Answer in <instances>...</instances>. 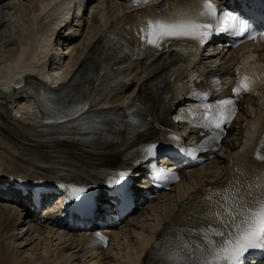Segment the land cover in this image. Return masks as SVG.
<instances>
[{
    "label": "bare ground",
    "instance_id": "obj_1",
    "mask_svg": "<svg viewBox=\"0 0 264 264\" xmlns=\"http://www.w3.org/2000/svg\"><path fill=\"white\" fill-rule=\"evenodd\" d=\"M115 1L118 4L112 11H107L106 5H101V9L97 12V25H94L95 29L82 46L77 45L76 37L71 39L70 43L66 40L65 43L69 45L67 49H71L70 57L72 60L67 61V56H61L63 54L61 49L64 48H61L60 52H55V59L60 62L63 59V63L65 64L66 62V68L71 66L70 64H72V67L80 64L75 78L87 77V81L92 73L90 70L91 64L93 61L101 60V51L97 48L98 41L104 35L106 27L111 23V20L120 16L125 10L124 3L122 5L121 0ZM34 2L36 4L35 7L27 11L26 19L22 26L19 27L17 25L19 32L26 25L24 30L20 33L17 31L18 33L14 34V29L9 27L12 21L9 14L10 9H15L18 12L25 4L29 6ZM72 3L73 0H39V2L37 0H0V15L3 14L0 18V30L6 27L3 34L0 31V37L2 34L3 38L9 39L8 41L0 38V43L4 44L7 41L16 45V52L13 50L12 56L5 58L4 62L0 61V87L8 89L10 86L14 87L13 85L20 86L22 79L29 82L30 79L35 77L31 74H25L26 72H36L39 76L45 78L48 83L58 82V78H52L51 74L45 71L46 61L50 52L57 48H54L55 36L53 32L49 31L48 27L53 20H47L44 14L65 8L64 14L66 13L68 16L64 18L65 20L67 18L70 19L71 16H74L73 12L68 10L72 9ZM108 4L111 5V3ZM61 12L63 13V11ZM82 14L85 16V13ZM20 17L22 18L23 16L19 14L17 22L21 21ZM46 20L48 24H45ZM73 27L72 23L66 26L70 30ZM57 40L56 44H61L60 38H57ZM167 62V56L156 57L151 61V65L145 66L148 70H141L145 74L151 75L165 66ZM123 72L120 69H107V72L101 74L98 81L95 82L92 93L88 94L90 101L87 102L86 108L81 110L79 114L75 112L69 114L63 111L64 113L61 117H57L52 122L47 117L46 120H42L37 115L32 121H26L33 116L28 108L30 104L17 97L18 94L15 92L12 94L13 96L8 97L11 100L5 97L4 99L0 98V139H2L0 140V152L4 153L2 156L4 157L3 161L14 164L13 169H20L22 172H32L43 176H58L62 172H67L66 169L72 172L78 170L80 173L99 176L103 174V170L119 164L134 146L133 142L135 140V142L141 141L145 138L142 135V130H135V135H133L134 130H131L129 125L126 127L122 126L121 131L114 132L108 138L103 139L97 133L100 125L96 122V118L99 116L104 120L110 113L114 112L115 115H118L120 111L131 109L129 103L139 96V86H141L139 81L142 78L135 85H131L128 81L120 82L128 74ZM132 75L133 78L136 77L134 74ZM125 80H130V78H125ZM112 85L115 86L112 88ZM80 89L83 90L84 88L80 86ZM50 93L53 97V113L59 115L60 104L56 102L58 90H53ZM80 95L81 92L79 91L73 97L72 109L79 105L77 102L80 97L86 96V94ZM15 104H25L29 111L27 115L16 113V110H14L16 108ZM137 109H139L137 112L142 116L143 120L153 111L150 104ZM49 118H52V116H49ZM230 141L229 139L227 140L228 145L232 143ZM224 171L223 161L218 157L217 161L212 165L185 173L183 174L182 182L174 186L172 190L162 193L159 198L161 201L152 206L150 210L147 209L143 215L131 217V222L129 220L128 225L116 234V236L119 234L118 237L112 238L110 246L113 248L114 244H118L124 238H127L125 246L135 244V251L132 252L130 251L131 248H129L123 261H117L118 259L115 260L111 256L113 263L139 264L138 258L144 251L149 233L163 221L173 216L181 201L193 189L204 183L216 180ZM29 206L30 204L28 208L17 209V206L10 204V202L0 201V264H56L68 262L74 256L73 252L77 251L82 245L81 233L70 230L63 232L62 229L57 230L55 228L57 225L55 223L53 224L54 227H51V222L45 224L37 222L35 212ZM145 215H151V219L138 233L140 239H131V235L136 228L138 229L141 219ZM31 233H35L39 237L36 239V235L33 237ZM58 233L63 236L60 240L58 237L55 238ZM20 235L23 237H20ZM9 238L17 241L14 246H12L11 242H8ZM18 242L20 246L31 250L32 256H34L33 261L32 258L24 259L22 255H18L21 250L20 246L17 245ZM29 246L31 247L29 248ZM107 253L104 252L101 255Z\"/></svg>",
    "mask_w": 264,
    "mask_h": 264
},
{
    "label": "snow or ice",
    "instance_id": "obj_2",
    "mask_svg": "<svg viewBox=\"0 0 264 264\" xmlns=\"http://www.w3.org/2000/svg\"><path fill=\"white\" fill-rule=\"evenodd\" d=\"M187 2L195 3L199 7L187 8L181 5V10L177 12L162 9L165 14L145 19L143 22L145 28L141 33L143 42L157 49L172 40H194L203 44L214 31H230L235 36L249 33V39L259 37L264 41V31L257 32L237 15L222 12V19H218L217 8L212 0ZM206 19H211L214 23L205 22ZM258 67L262 70L259 74L256 72L246 74L242 71L247 68V64L238 67L237 72L241 78L233 90L237 97L243 92L253 91L257 84L264 85V65ZM86 107L87 103H82L69 110V114L72 112L79 114ZM203 108L205 114L201 126L220 131H223L224 124L231 122L236 111L235 100L232 98L203 105ZM261 119H264V100L261 106ZM154 148L155 145H152L146 151L151 153ZM119 175L124 177L127 173L121 172ZM261 176L264 177V173ZM255 187V192L252 185L242 190L240 182L234 181L229 188L223 190L230 195L224 194V203L218 205V210H214L209 217L219 226L213 227L209 224L207 228L199 230L201 237L199 241L194 244L186 242L182 245L186 253L181 257L183 264H242L244 255L250 249L264 248V179L259 180ZM83 191L85 190L82 188H73L69 193V199ZM206 199L211 202L212 197Z\"/></svg>",
    "mask_w": 264,
    "mask_h": 264
},
{
    "label": "rangeland",
    "instance_id": "obj_3",
    "mask_svg": "<svg viewBox=\"0 0 264 264\" xmlns=\"http://www.w3.org/2000/svg\"><path fill=\"white\" fill-rule=\"evenodd\" d=\"M37 2H39V0H37ZM75 3L80 8L79 10L83 9L85 7V5H86V1L85 0H76ZM78 3H80V4H78ZM108 3H111V5H109ZM102 4H104V6L106 5L105 8H106L107 11H112V10H114V8L117 7V4L118 3L115 0H95V1H93V3L89 4L91 6H89V7L87 6V9L83 12V13H85V16L83 14V17H82L83 20H84V18L87 19V24L85 26H83V24L81 23L82 25L79 26L77 24V21H75V24H73L74 25V28L78 30L77 32L79 34H81L80 37L76 40L77 45H79V46L81 45L82 46L85 43V41L87 40V37L95 29L94 25H97V21H98L97 12L99 11V9H101V5ZM35 5H36L35 2L32 5L30 4L29 6H28V4H25L22 8L19 9L18 12H16L15 9H10L9 14L11 16L12 21H11V24H10L11 26H9V27H11V28L14 29V32H15L14 34H16V33L19 32L18 29H17V25L18 26H21V24L24 22V20L26 19L25 15H26L27 11L33 9L35 7ZM19 14H21V16H23V17L22 18L20 17V20L21 21H18L17 22V18L19 16ZM2 16H3V14L0 15V18ZM81 22H82V20H81ZM78 23H80V22H78ZM25 26L26 25L23 26V28H22V30H20V32L24 30ZM5 30H6V27H3L0 31L3 34L5 32ZM2 34H1V37L0 38H3L2 37ZM3 39H6V40L9 41V39H7V38H3ZM5 42H4V44L0 43V59H1L0 61H2V62L5 61L4 60L5 58L13 55V53H14L13 50L16 52V49H15V46L16 45L14 43H10V42H7V41H5ZM9 44H11V45H9ZM70 50L69 49H66V48L64 50L65 53H66L65 55L67 56V58H66L67 61L68 60H72V58L70 57ZM73 57H74V55H73ZM65 65H66V62H65ZM53 69H54V73L55 74H60L62 72V70H63V69H61L59 67H57V68L54 67ZM142 69H145V68H142ZM129 76L132 77L133 75H129ZM15 107L16 108L14 110H16L15 111L16 113H21V114L23 113L24 115H27V113L29 112L28 109H27V106L25 104H23V105L17 104ZM0 140H2V139H0ZM151 213H152V211H151ZM142 219H141V223L139 224L138 229L136 228L135 231L133 232V234L131 235L132 236L131 239L133 238L134 240H136V239H138L140 237L138 233L141 231V228L143 226H145V225H147L149 223V221L151 219V215H145ZM144 221H146V222L144 223ZM35 235H36V239H37L39 236L37 234H35V233L34 234L31 233V236L35 237ZM20 237H23V236L20 235ZM57 237L60 240L63 236L58 233L57 236H55V238H57ZM14 240L15 239H12L11 240V238H9L8 242H11L12 246H14L15 243L17 242L16 240L15 241ZM129 240H130V238H129ZM126 241H127V238H124L123 241H120L118 244H115L114 247H113V249H112V253L115 254V256L117 258H119V259H122L124 257L125 253L127 251H129L128 250L129 248H131V250L133 252L135 251L134 248H133L135 246V244L130 245V246H125V242ZM17 245L20 246V243L18 242ZM22 247L23 246H20V249L21 250L19 251L18 255L19 254H20V256L22 255L24 259H31L32 258V261H33L34 260V258H33L34 256H32L31 250H28V249H26L24 247H23L24 248L23 249ZM30 247L31 246H29V248ZM43 250H44V248H43ZM24 251H26V252H24ZM28 257H30V258H28ZM19 258H21V257H19Z\"/></svg>",
    "mask_w": 264,
    "mask_h": 264
},
{
    "label": "water",
    "instance_id": "obj_4",
    "mask_svg": "<svg viewBox=\"0 0 264 264\" xmlns=\"http://www.w3.org/2000/svg\"><path fill=\"white\" fill-rule=\"evenodd\" d=\"M4 92H3V90L2 89H0V95H2Z\"/></svg>",
    "mask_w": 264,
    "mask_h": 264
}]
</instances>
